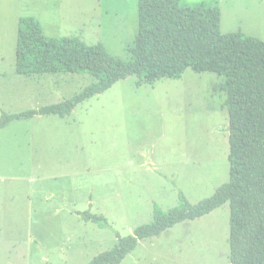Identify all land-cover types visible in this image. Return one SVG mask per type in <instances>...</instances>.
<instances>
[{
    "label": "rangeland",
    "instance_id": "obj_1",
    "mask_svg": "<svg viewBox=\"0 0 264 264\" xmlns=\"http://www.w3.org/2000/svg\"><path fill=\"white\" fill-rule=\"evenodd\" d=\"M217 3L220 31L264 40V0ZM138 0H0V109L13 113L57 103L93 81L88 73L14 70L21 16L47 36L102 44L130 60ZM33 75V74H32ZM223 76L187 68L178 79L137 75L78 104L70 115L15 120L0 129V264H88L152 220L153 204L191 203L229 180V117ZM1 116V111H0ZM6 156H2V151ZM13 154V158L12 155ZM103 215L110 227L84 221ZM230 205L184 220L139 242L117 264H227Z\"/></svg>",
    "mask_w": 264,
    "mask_h": 264
},
{
    "label": "trees",
    "instance_id": "obj_2",
    "mask_svg": "<svg viewBox=\"0 0 264 264\" xmlns=\"http://www.w3.org/2000/svg\"><path fill=\"white\" fill-rule=\"evenodd\" d=\"M137 32L127 50L130 60L112 55L100 43L43 33L33 16H21L16 33L14 70L20 75L88 73L93 81L57 103L9 113L2 109L0 128L36 115H68L78 104L103 93L117 81L137 75L147 83L178 79L187 68L223 76L230 130L229 180L210 196L191 203L178 192L177 205L163 210L153 204L152 220L120 237L88 264H117L140 241L159 235L184 220L208 214L229 202L227 264H264V40L241 31H220V9L181 6L180 0H138ZM84 221L110 227L100 214L85 211Z\"/></svg>",
    "mask_w": 264,
    "mask_h": 264
},
{
    "label": "crops",
    "instance_id": "obj_3",
    "mask_svg": "<svg viewBox=\"0 0 264 264\" xmlns=\"http://www.w3.org/2000/svg\"><path fill=\"white\" fill-rule=\"evenodd\" d=\"M44 74V73H43ZM43 74H31V75H29V78H36L37 80H39V81H44V80H46L47 78H46V75H43ZM40 107V106H39ZM36 108H38V107H36ZM72 112V111H71ZM70 112V113H71ZM70 113L68 114V115H70ZM68 115H66V116H68ZM42 116H51V115H36V116H34V117H32V118H29V119H33V118H35V117H42ZM52 116H58V115H54V114H52ZM66 116H64V117H66ZM60 118H64V117H61V116H59ZM23 120H27V119H23ZM13 121H15V120H13ZM13 121H11L10 123H12ZM8 125V124H7ZM6 125V126H7ZM5 126V127H6ZM4 128V127H3ZM0 129H2V128H0ZM2 156H6L5 154H6V151H2ZM12 156V158H13V154L11 155Z\"/></svg>",
    "mask_w": 264,
    "mask_h": 264
},
{
    "label": "water",
    "instance_id": "obj_4",
    "mask_svg": "<svg viewBox=\"0 0 264 264\" xmlns=\"http://www.w3.org/2000/svg\"><path fill=\"white\" fill-rule=\"evenodd\" d=\"M227 130H228V132H229V130H230V125H228Z\"/></svg>",
    "mask_w": 264,
    "mask_h": 264
}]
</instances>
